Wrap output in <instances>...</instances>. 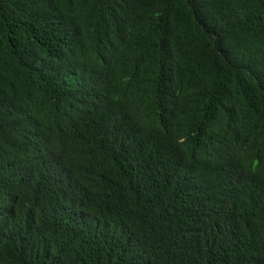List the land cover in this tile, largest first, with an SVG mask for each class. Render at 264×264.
Listing matches in <instances>:
<instances>
[{"label": "trees", "instance_id": "obj_1", "mask_svg": "<svg viewBox=\"0 0 264 264\" xmlns=\"http://www.w3.org/2000/svg\"><path fill=\"white\" fill-rule=\"evenodd\" d=\"M0 264H264V0H0Z\"/></svg>", "mask_w": 264, "mask_h": 264}]
</instances>
